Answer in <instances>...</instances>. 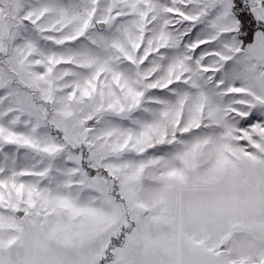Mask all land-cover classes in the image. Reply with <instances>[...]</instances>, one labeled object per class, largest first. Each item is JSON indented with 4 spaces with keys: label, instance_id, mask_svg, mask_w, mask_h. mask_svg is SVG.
<instances>
[{
    "label": "snow or ice",
    "instance_id": "6c2138e0",
    "mask_svg": "<svg viewBox=\"0 0 264 264\" xmlns=\"http://www.w3.org/2000/svg\"><path fill=\"white\" fill-rule=\"evenodd\" d=\"M0 264H264V0H0Z\"/></svg>",
    "mask_w": 264,
    "mask_h": 264
}]
</instances>
